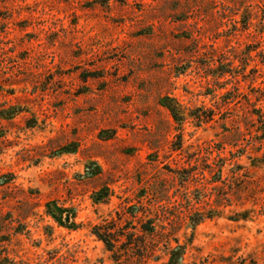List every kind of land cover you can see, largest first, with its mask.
Here are the masks:
<instances>
[{"label": "rangeland", "instance_id": "374dc122", "mask_svg": "<svg viewBox=\"0 0 264 264\" xmlns=\"http://www.w3.org/2000/svg\"><path fill=\"white\" fill-rule=\"evenodd\" d=\"M179 245L264 264V0H0V264Z\"/></svg>", "mask_w": 264, "mask_h": 264}, {"label": "trees", "instance_id": "16d2710c", "mask_svg": "<svg viewBox=\"0 0 264 264\" xmlns=\"http://www.w3.org/2000/svg\"><path fill=\"white\" fill-rule=\"evenodd\" d=\"M173 101L174 100L172 98L165 97L163 98L162 103L172 112V114L174 115L176 119H181L180 118L181 117L180 116V113H181L180 106H178V104H174ZM204 218H205L204 215H200L198 216V218L196 219L194 218V222L201 223L204 220ZM98 236L106 242V244L108 245L110 249L114 247L113 241L107 238V236H103L102 234H98ZM170 253H171L170 261L167 263H163V264H181V262L184 260L185 248L182 245H179L176 248H171Z\"/></svg>", "mask_w": 264, "mask_h": 264}]
</instances>
